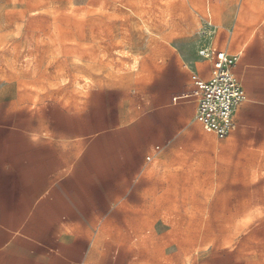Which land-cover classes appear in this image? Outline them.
Here are the masks:
<instances>
[{
    "label": "rangeland",
    "instance_id": "obj_1",
    "mask_svg": "<svg viewBox=\"0 0 264 264\" xmlns=\"http://www.w3.org/2000/svg\"><path fill=\"white\" fill-rule=\"evenodd\" d=\"M206 8L220 26L225 10L235 18L234 42L264 30V0H0V123L99 87L122 92L132 119H155L174 57L211 44ZM235 123L222 140L192 125L179 134L200 138L159 144L130 212L99 224L113 231L98 252L115 264H264V106L245 100Z\"/></svg>",
    "mask_w": 264,
    "mask_h": 264
},
{
    "label": "crops",
    "instance_id": "obj_2",
    "mask_svg": "<svg viewBox=\"0 0 264 264\" xmlns=\"http://www.w3.org/2000/svg\"><path fill=\"white\" fill-rule=\"evenodd\" d=\"M205 14L215 34L208 48L238 55L232 70L245 100L264 106L261 25L234 42V17L225 10L220 26L209 8ZM173 63L171 96L155 119H132L122 92L99 87L84 101L50 104L0 123V264H115L113 256L98 252L96 239L113 231L99 224L116 221V212H130V192L147 186L148 163L159 154V144L202 136L179 134L199 125L195 104L173 98L191 92V73L209 77L211 69L198 51L175 56Z\"/></svg>",
    "mask_w": 264,
    "mask_h": 264
},
{
    "label": "built area",
    "instance_id": "obj_3",
    "mask_svg": "<svg viewBox=\"0 0 264 264\" xmlns=\"http://www.w3.org/2000/svg\"><path fill=\"white\" fill-rule=\"evenodd\" d=\"M203 23L209 32H213L209 15ZM198 56L210 67L211 75L201 77L191 73V92L173 98V103L191 100L195 104V123L204 132L222 140L235 129V113L245 100L244 89L232 70L238 61V55L204 47L198 50ZM146 160L151 161V157H146Z\"/></svg>",
    "mask_w": 264,
    "mask_h": 264
}]
</instances>
